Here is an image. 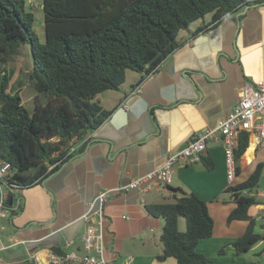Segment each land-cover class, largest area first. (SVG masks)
<instances>
[{"label":"crops","instance_id":"crops-1","mask_svg":"<svg viewBox=\"0 0 264 264\" xmlns=\"http://www.w3.org/2000/svg\"><path fill=\"white\" fill-rule=\"evenodd\" d=\"M255 1L216 22H211V14L205 15L195 27H189L191 23L183 34L180 30L178 46L156 69L135 71L130 80L126 71L122 87L99 100L111 110L108 118L82 140L73 138L71 148L85 142L81 151H74L57 171L24 187L19 192L20 211L0 219V264H26L31 254L43 259L53 247L82 253V216L99 190L114 188L160 165L168 153L185 146L202 130L214 128L236 102L240 86L264 78V0ZM34 2L25 0L26 9L33 11ZM18 73L17 64L12 79ZM137 84L140 92L131 94ZM250 144H254L252 137L233 182L247 177L257 162L264 164V147L254 144L249 153ZM203 155L213 168L206 169L201 161L178 163L167 191L153 188L109 196L103 206L106 260L123 264L130 257L131 264H176L174 257L158 259L164 220L150 215L146 206L184 189L206 202L213 219L212 235L198 241V252L214 264H264V238L234 259L235 250L227 244L244 233L247 222H226L235 203L223 191L230 183L221 142H207ZM262 175L258 191L264 189V167ZM260 212L255 207L249 211L253 217ZM262 228L257 221L255 230L263 233ZM178 229H185L180 217ZM66 240L70 247L64 246Z\"/></svg>","mask_w":264,"mask_h":264},{"label":"trees","instance_id":"trees-1","mask_svg":"<svg viewBox=\"0 0 264 264\" xmlns=\"http://www.w3.org/2000/svg\"><path fill=\"white\" fill-rule=\"evenodd\" d=\"M253 2L42 0V42L33 30L34 13L26 9L25 0H0V159L11 166L12 175L7 181L26 187L57 171L84 146L82 142L69 151L73 138L82 140L110 115L111 110L95 99L99 93L118 89L127 70L146 73L159 65L178 46L179 31L195 20L210 13L211 22H216ZM21 43L30 47L32 69L27 79L38 91L31 114L20 89L11 82L14 69L7 65L19 55ZM53 137L57 140L51 142ZM248 137L244 130L238 134L236 176L241 172ZM200 161L208 170L214 166L207 156L202 155ZM263 167V162H257L247 177L223 190L235 203L226 222H247L244 233L227 244L235 250L234 259L264 238L255 230L257 220L249 213L262 202L252 193L262 184ZM2 204L12 218L21 209L19 192L5 190ZM146 210L164 220L158 259L174 257L176 264H214L196 250L198 241L210 237L213 231V219L198 194L183 189L173 200L150 203ZM180 216L185 220L183 231L178 229ZM52 250L63 252L59 247ZM223 250L221 247L219 252Z\"/></svg>","mask_w":264,"mask_h":264},{"label":"built area","instance_id":"built-area-1","mask_svg":"<svg viewBox=\"0 0 264 264\" xmlns=\"http://www.w3.org/2000/svg\"><path fill=\"white\" fill-rule=\"evenodd\" d=\"M154 66L152 70L156 69ZM141 85L137 84L131 90V94L140 92ZM241 130L248 132V143L250 138L254 139L255 147H264V78L254 83L245 82L238 89V97L231 110L219 119L214 128H206L199 132L188 143L166 156L164 161L143 175L131 178L126 183L114 188H104L87 203V211L82 218L85 222L84 231L81 235L82 253L73 250L54 252L47 249V255L41 259L35 254H31L25 260L29 264H111L104 258L103 245V206L109 196L116 193H126L130 190H137L146 193L153 188L163 192L167 191L172 183L174 167L178 163H195L200 161L209 141H220L224 154L226 167V178L228 183H232L236 177L235 148L238 144V134ZM71 148V149H75ZM50 169V167H49ZM12 175L10 163L0 159V219L7 218L10 210L3 206V195L5 190L13 189L20 192L24 185L15 182H8ZM257 198L263 200L254 205L261 210L259 214H254V218L263 224L264 234V189L252 193ZM261 204V205H260ZM69 241L64 242V246L70 247ZM128 257L123 264H131Z\"/></svg>","mask_w":264,"mask_h":264},{"label":"rangeland","instance_id":"rangeland-1","mask_svg":"<svg viewBox=\"0 0 264 264\" xmlns=\"http://www.w3.org/2000/svg\"><path fill=\"white\" fill-rule=\"evenodd\" d=\"M34 3L36 7L33 9L31 8V10H33L32 12L34 13V22H33L32 27L36 35L38 36L39 40L43 42L45 40V27H44V12L42 10V0H35ZM27 8L29 7L27 6ZM206 16L209 17L210 13L206 14ZM204 18H207V17H204ZM199 20H201V18H199ZM199 20L197 19L194 22H192V24L189 27H195L196 25L195 23L198 22ZM180 33L183 34L184 30L182 29ZM17 58L18 59L15 60L16 62L9 61V66L11 68L16 69L17 64L19 68L18 76L15 79H11V82L14 83L15 88H17L18 86L20 87V90H21L20 94L23 98V103L25 107L27 108L28 112L31 114L34 97H35V94L38 93V91L29 84V80L27 79V73L32 69V56H31L30 47L27 43L20 44L19 55L17 56ZM136 73L137 72L135 71L128 70V80H130L131 77ZM17 80L20 81V84L16 83ZM108 92H112V91L107 90L102 93H99L95 99L98 101L99 100L103 101L106 94H108ZM40 96L43 97V94L40 93ZM56 140L57 138L53 137L51 139V142H54ZM161 200L171 201L173 200V196H167V197L165 196V198H162ZM180 218L182 222L184 223V217L180 216Z\"/></svg>","mask_w":264,"mask_h":264},{"label":"bare ground","instance_id":"bare-ground-1","mask_svg":"<svg viewBox=\"0 0 264 264\" xmlns=\"http://www.w3.org/2000/svg\"><path fill=\"white\" fill-rule=\"evenodd\" d=\"M253 146H254V144H250V148H249V150H248L249 153H251V150H252ZM246 158H247V159H250L248 153H247V155H246Z\"/></svg>","mask_w":264,"mask_h":264}]
</instances>
